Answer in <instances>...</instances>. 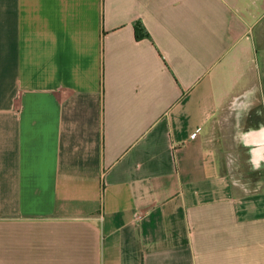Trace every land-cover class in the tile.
<instances>
[{"label":"crops","instance_id":"obj_1","mask_svg":"<svg viewBox=\"0 0 264 264\" xmlns=\"http://www.w3.org/2000/svg\"><path fill=\"white\" fill-rule=\"evenodd\" d=\"M263 43L264 0H0V264H264L206 142Z\"/></svg>","mask_w":264,"mask_h":264},{"label":"rangeland","instance_id":"obj_2","mask_svg":"<svg viewBox=\"0 0 264 264\" xmlns=\"http://www.w3.org/2000/svg\"><path fill=\"white\" fill-rule=\"evenodd\" d=\"M257 31L254 28V36ZM254 65V75L231 78L232 84L208 124L206 137L207 144L222 158L223 172L246 192L264 181V54ZM227 83L228 75L222 77V85Z\"/></svg>","mask_w":264,"mask_h":264},{"label":"trees","instance_id":"obj_3","mask_svg":"<svg viewBox=\"0 0 264 264\" xmlns=\"http://www.w3.org/2000/svg\"><path fill=\"white\" fill-rule=\"evenodd\" d=\"M135 32L138 38L147 36V34L143 31L142 27L138 23L135 24Z\"/></svg>","mask_w":264,"mask_h":264},{"label":"built area","instance_id":"obj_4","mask_svg":"<svg viewBox=\"0 0 264 264\" xmlns=\"http://www.w3.org/2000/svg\"><path fill=\"white\" fill-rule=\"evenodd\" d=\"M30 86V88H32L33 87V85H29Z\"/></svg>","mask_w":264,"mask_h":264},{"label":"bare ground","instance_id":"obj_5","mask_svg":"<svg viewBox=\"0 0 264 264\" xmlns=\"http://www.w3.org/2000/svg\"><path fill=\"white\" fill-rule=\"evenodd\" d=\"M259 135H261V133Z\"/></svg>","mask_w":264,"mask_h":264}]
</instances>
